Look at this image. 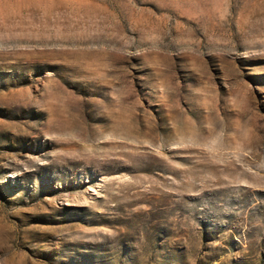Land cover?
Wrapping results in <instances>:
<instances>
[{
    "label": "rangeland",
    "instance_id": "374dc122",
    "mask_svg": "<svg viewBox=\"0 0 264 264\" xmlns=\"http://www.w3.org/2000/svg\"><path fill=\"white\" fill-rule=\"evenodd\" d=\"M0 264H264V0H0Z\"/></svg>",
    "mask_w": 264,
    "mask_h": 264
}]
</instances>
